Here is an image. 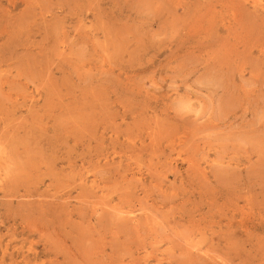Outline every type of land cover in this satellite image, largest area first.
Wrapping results in <instances>:
<instances>
[{"label": "rangeland", "instance_id": "1", "mask_svg": "<svg viewBox=\"0 0 264 264\" xmlns=\"http://www.w3.org/2000/svg\"><path fill=\"white\" fill-rule=\"evenodd\" d=\"M0 264H264V0H0Z\"/></svg>", "mask_w": 264, "mask_h": 264}]
</instances>
